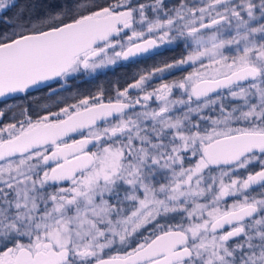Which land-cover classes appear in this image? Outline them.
Here are the masks:
<instances>
[{
	"label": "snow or ice",
	"instance_id": "6c2138e0",
	"mask_svg": "<svg viewBox=\"0 0 264 264\" xmlns=\"http://www.w3.org/2000/svg\"><path fill=\"white\" fill-rule=\"evenodd\" d=\"M0 264H264V0H0Z\"/></svg>",
	"mask_w": 264,
	"mask_h": 264
},
{
	"label": "trees",
	"instance_id": "16d2710c",
	"mask_svg": "<svg viewBox=\"0 0 264 264\" xmlns=\"http://www.w3.org/2000/svg\"><path fill=\"white\" fill-rule=\"evenodd\" d=\"M109 80H112L111 79V74H110V72H109V74H108V76L107 77H101V80L100 81H96V82H93V83H86V84H82V85H80V87L82 88V89H95V87H96V84L97 83H100V82H104L105 83V86L107 87L108 85H107V81H109Z\"/></svg>",
	"mask_w": 264,
	"mask_h": 264
},
{
	"label": "flooded vegetation",
	"instance_id": "af4514ba",
	"mask_svg": "<svg viewBox=\"0 0 264 264\" xmlns=\"http://www.w3.org/2000/svg\"><path fill=\"white\" fill-rule=\"evenodd\" d=\"M149 63H151V61H149ZM130 71H132L131 68H118L115 71V74L111 73V79L112 80H116L118 78L122 79L126 73H129Z\"/></svg>",
	"mask_w": 264,
	"mask_h": 264
}]
</instances>
